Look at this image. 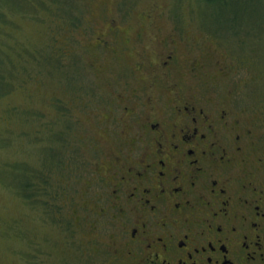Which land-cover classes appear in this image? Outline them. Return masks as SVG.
Here are the masks:
<instances>
[{
    "label": "rangeland",
    "instance_id": "rangeland-1",
    "mask_svg": "<svg viewBox=\"0 0 264 264\" xmlns=\"http://www.w3.org/2000/svg\"><path fill=\"white\" fill-rule=\"evenodd\" d=\"M113 21L126 40L145 30L120 54L121 67L97 46ZM167 38L179 50L178 71L202 61L203 76L217 80L204 93L234 106L245 123H264V0H0V264L88 262L66 241L92 235L84 222L74 226L69 198L80 201L95 174L87 135L106 138L105 146L112 139L102 120L75 105H117L120 78L139 84L122 76L126 61L140 53L156 59ZM193 80L187 94L197 89ZM155 93L164 104L175 97L164 87ZM62 105L75 107L80 122L73 116L76 124L66 126ZM28 176L31 199L20 185Z\"/></svg>",
    "mask_w": 264,
    "mask_h": 264
},
{
    "label": "flooded vegetation",
    "instance_id": "flooded-vegetation-1",
    "mask_svg": "<svg viewBox=\"0 0 264 264\" xmlns=\"http://www.w3.org/2000/svg\"><path fill=\"white\" fill-rule=\"evenodd\" d=\"M108 26L97 46L121 67L120 54L145 30L126 40L121 23ZM160 45L156 59L127 58L121 74L139 84L120 78L117 105H75L106 124L112 143L87 135L95 174L80 201L69 202L74 226L84 222L92 235L66 241L86 264H264V123H245L234 106L205 94L217 80L203 76L202 61L178 71L173 38ZM190 77L197 89L187 94ZM161 87L174 93L172 103L155 93ZM74 108L62 105L66 126L80 122Z\"/></svg>",
    "mask_w": 264,
    "mask_h": 264
},
{
    "label": "trees",
    "instance_id": "trees-1",
    "mask_svg": "<svg viewBox=\"0 0 264 264\" xmlns=\"http://www.w3.org/2000/svg\"><path fill=\"white\" fill-rule=\"evenodd\" d=\"M30 176L22 179L20 185L23 190V193L28 199H31L33 196H36V188L34 187V183L29 180ZM51 207V206H50Z\"/></svg>",
    "mask_w": 264,
    "mask_h": 264
}]
</instances>
